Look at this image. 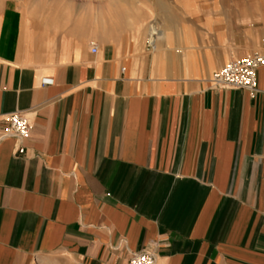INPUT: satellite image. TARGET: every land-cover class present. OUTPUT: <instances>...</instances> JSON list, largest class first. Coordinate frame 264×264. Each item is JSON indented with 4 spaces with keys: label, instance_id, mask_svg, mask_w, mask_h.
Instances as JSON below:
<instances>
[{
    "label": "crops",
    "instance_id": "obj_1",
    "mask_svg": "<svg viewBox=\"0 0 264 264\" xmlns=\"http://www.w3.org/2000/svg\"><path fill=\"white\" fill-rule=\"evenodd\" d=\"M106 1L66 23L0 0V134L32 126L0 140V264H264V64L254 95L209 83L264 43L216 0L206 27L195 0Z\"/></svg>",
    "mask_w": 264,
    "mask_h": 264
},
{
    "label": "rangeland",
    "instance_id": "obj_2",
    "mask_svg": "<svg viewBox=\"0 0 264 264\" xmlns=\"http://www.w3.org/2000/svg\"><path fill=\"white\" fill-rule=\"evenodd\" d=\"M192 4L193 0H189ZM209 0H195V5L199 9L194 14L190 15L186 12V23L191 25H197L200 23L205 25L214 17L210 16L208 9L203 8L208 4ZM23 4L30 9H37L41 15L51 14L57 19L63 22H71L76 17L80 16V5L82 0H21ZM87 2V0H85ZM91 3L92 0H89ZM107 4L113 3V0L106 1ZM188 3V2H187ZM217 14H229L227 17L218 16L216 19H226L228 26L225 28H232L240 37L254 36L257 41L264 43V31L259 33L260 30H264V21L261 16L264 15V0H216ZM202 6V7H200ZM248 6L250 13L253 15L249 18L248 22L240 21L236 14L241 11V7ZM211 18V19H210ZM189 20V22H188ZM147 27L153 28L155 25L153 20H149ZM206 22V23H205ZM207 24L205 25V27ZM260 37V39H259ZM258 51H253L254 53ZM33 264H82L74 257L69 255H55L49 257L38 258Z\"/></svg>",
    "mask_w": 264,
    "mask_h": 264
},
{
    "label": "built area",
    "instance_id": "obj_3",
    "mask_svg": "<svg viewBox=\"0 0 264 264\" xmlns=\"http://www.w3.org/2000/svg\"><path fill=\"white\" fill-rule=\"evenodd\" d=\"M151 42L152 35L148 44ZM95 51L96 48L92 47L91 52L95 53ZM263 64L264 57L260 53H252L241 59L228 62L213 72L209 80L210 86L212 88L244 90L254 95L257 92V71ZM4 123L0 140L14 137L23 142L28 139L32 126L25 115L20 112L12 113L4 119ZM22 152L23 149L19 148L18 153ZM127 264H155V254L150 248L142 249L132 253Z\"/></svg>",
    "mask_w": 264,
    "mask_h": 264
}]
</instances>
